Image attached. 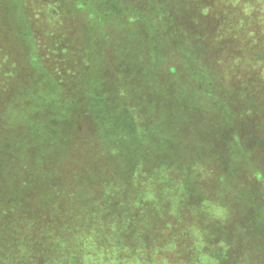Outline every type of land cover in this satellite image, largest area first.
Wrapping results in <instances>:
<instances>
[{
    "label": "rangeland",
    "instance_id": "obj_1",
    "mask_svg": "<svg viewBox=\"0 0 264 264\" xmlns=\"http://www.w3.org/2000/svg\"><path fill=\"white\" fill-rule=\"evenodd\" d=\"M132 15L141 17L130 29L119 23ZM115 27L124 28L115 34L122 43L136 35L143 50L146 39L147 47L151 42L174 56L192 48L195 67L207 77L202 89L215 101L194 92L201 84L189 72L180 75L186 88L175 92L167 86L175 81L159 69L162 62L139 60L134 74L143 78L132 81H151L146 90L167 87L158 95L166 111L158 106L153 117L143 103L144 119H156L154 133L138 143V161L116 173L123 180L117 190L130 198L139 189L137 205H151L154 215L122 216L128 222L122 226L111 217H87L95 198L75 196L72 186L46 202L29 193V215L39 209L33 223L22 221L23 212L0 214V264H10L16 243L27 264H264V0H0V133H23L22 160L43 153L44 167L52 168L29 171L47 174L38 179L51 183L46 190L77 182L76 172L90 175L95 168L72 164L78 151L56 175V156L76 150V138L93 149L88 133L109 131L111 103L125 101L115 88L131 89L120 59L104 56ZM150 62L156 64L152 73ZM68 103L71 108H63ZM216 104L219 114L212 110ZM133 169L136 179L128 172ZM94 203L97 213L101 202ZM54 212L64 229L49 222Z\"/></svg>",
    "mask_w": 264,
    "mask_h": 264
},
{
    "label": "trees",
    "instance_id": "obj_2",
    "mask_svg": "<svg viewBox=\"0 0 264 264\" xmlns=\"http://www.w3.org/2000/svg\"><path fill=\"white\" fill-rule=\"evenodd\" d=\"M81 3L79 5H82ZM84 5V4H83ZM159 9V7H157ZM91 12V11H90ZM113 13V12H112ZM162 15L167 18L166 14ZM114 16V15H113ZM111 16V17H113ZM140 16H127L124 17L123 19L119 20V23L123 24L126 27H129L130 29L131 24H135V21L137 22L138 18ZM116 20L117 18L120 17H114ZM115 23L114 21H110ZM117 29V30H116ZM119 29L121 31L124 29L123 27H115L112 29V32H110L111 36L110 39L107 41L105 40V51H104V56L107 54L108 58H114L121 61L122 66H119L122 70H124L123 73H126L125 80L127 78L130 79L129 82V87L131 89L125 88L124 86H118L115 89L118 90V95L120 96V99L125 97V101L121 103H111L110 106V118H111V124H110V130L105 132H100V133H88L89 136L93 139L92 141H89L90 144L92 145L91 148L93 149H84V145H82V141L79 138L73 139L75 141L76 145V150L72 151H64L62 154L60 153L56 157H60L59 163L57 164V173L61 172L62 170V165L65 159H70L72 156H70V153H76L78 154L79 157L76 158L72 162L74 166L77 165H86L88 168H95L94 171L90 172L91 174L86 172H76L74 173V177H77V182H65V186H61V184L56 183L55 185V190L49 191L46 190V188H49L50 186L47 185H42V182L39 181L38 179L43 180L44 176H47V174L43 171H41L39 174L38 171H35V174H32L31 171L34 170H42L44 168H52L49 166L44 167V162L45 159L43 158V153H38L37 156L30 158L29 160L20 158V154L17 153L21 151V136L23 133H0V214L2 215H10V216H15V213H20L23 212L25 213L24 215H19L21 216L22 221H24L25 224L33 223L31 220H37V215L39 213V209H36L34 213L29 215V212L27 210L26 206V201L28 200L29 193L32 194V197L38 196V199L42 197L43 201H47L49 198V195L54 194L58 195L61 191L67 190L65 188L71 187L68 191H72V194H76L75 196H82L84 197V200L88 197L91 198L94 196L95 200L98 202L100 201L101 205L99 206L101 208L100 211L95 213L91 208L94 207L95 205V200H92L90 202H93V205H90L88 202V211L90 210L89 213L86 212V216L92 215L93 217H97L98 219H107V218H113L114 221L117 223V221H120L121 225H128V222L121 218L122 216L124 217H129V219H133V217H136L137 215H141L142 213L138 214V212H144V215L146 217L153 216V213H149L150 210H152V206L148 208L147 205L144 207H139L137 205V199L138 196H141V191L132 194L133 196L130 198H126L124 195L125 193L123 192L122 187L117 190V187L121 184L123 180H119L116 178H121L122 175H117L116 173H121L122 168L125 167L126 163L129 162H136L138 161L136 158L141 155V151H139V147L137 146L138 143H141L143 140L149 141L152 138V126L150 125L151 122H154L156 119H154V115H156V110L155 108L158 106H162L165 110L166 104L162 102V100H159L158 95L159 91L162 92L163 89L167 90V87L162 89H159L155 84L154 87H151L149 90H146L149 85L152 83L151 81L148 80H138V81H132V78H143V75L138 73L134 74L135 71H139L137 68V63L139 60L143 59L144 57L148 58V61H160L162 64H160L159 69L161 70L164 66V71L167 80H173L175 82L168 83L169 86L171 87L172 90H181L182 88H186L183 86V83H186V81H182L180 79V75L182 73L189 72L190 75H194L196 80L195 83L198 84L202 82L205 78L204 71L202 72L201 70L198 71L195 66H198V61L196 57V53L192 50V48H187L185 50V54H181L174 56V54H171L169 51L165 53V50L157 51V49L154 48L155 45H153L151 42H149V46H146V41L145 40V45H144V50L140 49V44H138L137 36L136 35H131L132 36V41L131 40H126L123 41L121 38L118 39L116 38V33H118ZM128 32V31H127ZM150 36V35H149ZM146 38V37H145ZM105 39V37H104ZM179 40V38H178ZM180 41V40H179ZM126 47V50H120L121 45ZM109 47L111 50L110 52L106 51V48ZM143 48V47H142ZM148 48V50H147ZM106 52V53H105ZM180 52V51H178ZM157 54V55H156ZM217 56V55H216ZM135 57L137 60H135ZM161 57V59H160ZM173 57L177 64L174 62H171L170 64L168 63V58ZM133 60L134 63H133ZM133 63V64H132ZM156 64L151 63L149 65V72L152 73L154 70V66ZM186 66H189V69H186ZM167 67V68H166ZM168 67H171L170 69ZM71 77H76L77 71L73 69V72L71 71ZM210 78L211 75L214 79V81L217 82V79L213 76V74L210 75L208 73ZM128 75V76H127ZM204 78V79H203ZM194 80V79H193ZM201 87L195 88L194 92L199 91L200 94L203 96H206L204 92H207V89H202L205 86V83H200ZM200 86V85H199ZM134 87L136 90H134ZM205 88H207L205 86ZM131 90V91H128ZM128 91V93H127ZM150 92V100L147 98V92ZM185 90H183V93ZM208 93V92H207ZM199 94V95H200ZM137 95V96H136ZM155 95V99L153 96ZM175 93L173 92V94ZM177 95V94H176ZM208 95H210L208 93ZM183 96V94L181 95ZM211 96V95H210ZM131 97V98H129ZM207 97V96H206ZM214 100V96H211ZM133 100L136 102H128L127 100ZM209 99V97H208ZM186 102V101H184ZM201 107H205V103L201 100L197 101ZM137 103V104H136ZM143 103L145 106L150 107L152 112V119L151 120H145L144 115L145 111L143 109ZM223 103V102H221ZM229 103V102H228ZM208 104V103H207ZM217 105L214 106V112L217 113ZM223 105V104H222ZM63 108L70 109L71 104L68 103V105L62 104ZM165 106V107H164ZM208 109V105H207ZM166 111V110H165ZM164 111V112H165ZM66 112V111H65ZM64 112V113H65ZM57 115L59 112L56 113ZM219 114V112L217 113ZM90 118L89 113H85V118ZM64 121V120H63ZM67 121V120H65ZM67 122H72V121H67ZM148 122L150 129L146 128V123ZM129 123H132L129 124ZM143 123V124H142ZM135 127H134V126ZM144 133H149L147 135H144ZM152 133V134H151ZM51 135H58L61 133H49ZM78 134V133H77ZM82 135L83 133H79ZM31 135L29 134L28 137ZM34 137H41L42 135L37 134L33 135ZM128 136H131L132 139H129ZM65 139H68V136L66 135ZM155 138L153 137L152 141ZM72 142V139L70 141V144ZM56 142H53L55 144ZM134 143V144H133ZM129 147V149H127ZM18 148V149H17ZM84 149V150H83ZM130 155V156H128ZM135 155V156H134ZM141 158V157H140ZM150 158V156H149ZM113 164L117 165V169H113ZM137 165V164H136ZM141 165V164H140ZM8 167V168H7ZM122 167V168H121ZM32 168H37L34 170L29 171ZM140 168L139 166L135 167ZM128 170L132 174V176H136L135 170ZM87 171H90L89 169ZM158 173V172H157ZM157 175V174H156ZM31 178H29V177ZM87 178L86 180H83V177ZM81 179V180H78ZM136 179V177H135ZM136 181V180H135ZM85 182H88L91 186L87 189L83 188V185ZM114 182H117L114 183ZM102 185H100V184ZM45 188V189H41ZM93 188V189H92ZM155 188V187H154ZM41 189V193L37 192ZM87 190V191H85ZM34 193V195H33ZM109 193V194H108ZM93 196H92V195ZM151 194V193H150ZM117 195V196H116ZM60 196V195H58ZM65 198V196L63 197ZM76 198V197H74ZM108 198V200H107ZM90 199V200H91ZM25 206V207H24ZM98 207V206H97ZM87 209V208H86ZM132 213L133 215L131 216ZM60 213L54 212L51 215V219L49 222H54V221H59L60 228H65L66 223L64 221H60L62 219V216L59 215ZM28 216H31V218L27 221ZM143 216V215H142ZM26 218V220H24ZM11 226L14 227V223L10 222ZM134 224V223H132ZM70 228V227H67ZM30 230V227L28 228L27 231ZM30 236V235H29ZM9 238V236H7ZM10 240V239H9ZM14 241H17V239H14ZM13 241V242H14ZM3 242V241H2ZM12 242V241H11ZM19 242V241H18ZM18 243H16L13 247V251L11 254V262L10 264H27L26 260H21L19 257L23 258L24 253L22 251H18L19 249ZM23 254V255H22ZM4 257H1L0 260L3 261ZM4 262V261H3ZM21 262V263H20ZM6 264V263H4ZM33 264H37L35 261Z\"/></svg>",
    "mask_w": 264,
    "mask_h": 264
}]
</instances>
